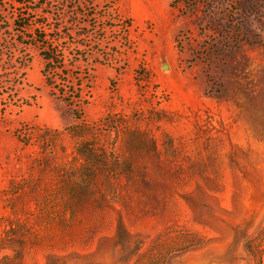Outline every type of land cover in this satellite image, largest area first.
<instances>
[{
    "label": "rangeland",
    "instance_id": "374dc122",
    "mask_svg": "<svg viewBox=\"0 0 264 264\" xmlns=\"http://www.w3.org/2000/svg\"><path fill=\"white\" fill-rule=\"evenodd\" d=\"M251 245L264 264V0H0V264Z\"/></svg>",
    "mask_w": 264,
    "mask_h": 264
},
{
    "label": "trees",
    "instance_id": "16d2710c",
    "mask_svg": "<svg viewBox=\"0 0 264 264\" xmlns=\"http://www.w3.org/2000/svg\"><path fill=\"white\" fill-rule=\"evenodd\" d=\"M33 39L34 43L39 45L41 49V54L44 60L46 61L44 69L46 80L50 85L56 87V74H54V69L56 70L63 66L62 55L60 54L56 46H54L53 42L47 40L46 36H40ZM24 65L25 64L23 63L22 66ZM78 97V95L75 94L74 96V94H72L64 98V100H66L69 104L73 105V113L75 116L79 115L77 108L78 105L76 104V102L79 101ZM249 249L253 259L257 260V264H261V250L259 246L254 247L251 245Z\"/></svg>",
    "mask_w": 264,
    "mask_h": 264
}]
</instances>
